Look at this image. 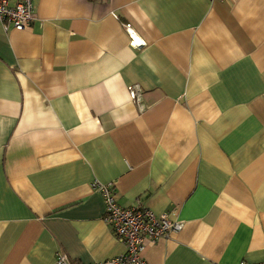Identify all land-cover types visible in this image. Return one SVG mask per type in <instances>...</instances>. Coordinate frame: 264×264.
Here are the masks:
<instances>
[{
	"label": "crops",
	"instance_id": "obj_1",
	"mask_svg": "<svg viewBox=\"0 0 264 264\" xmlns=\"http://www.w3.org/2000/svg\"><path fill=\"white\" fill-rule=\"evenodd\" d=\"M33 6L0 22V264L124 253L94 181L183 223L148 264L264 261V0Z\"/></svg>",
	"mask_w": 264,
	"mask_h": 264
},
{
	"label": "built area",
	"instance_id": "obj_2",
	"mask_svg": "<svg viewBox=\"0 0 264 264\" xmlns=\"http://www.w3.org/2000/svg\"><path fill=\"white\" fill-rule=\"evenodd\" d=\"M35 18L33 0H20L15 6L10 4V0H0V22L6 30L8 25L17 30H25ZM130 34L135 41L136 38L131 30ZM130 94L132 98H136L139 93L136 88H132ZM91 186L100 191L104 197L105 222L115 237L126 244L124 253L91 264H148L144 256L148 241L154 242L161 237L166 238L183 227L181 221L171 220L166 213L157 215L146 207L125 208L121 206L115 198V191L111 184L94 181ZM56 263L83 264L73 261L64 252L57 254ZM240 264H264V261L256 263L242 261Z\"/></svg>",
	"mask_w": 264,
	"mask_h": 264
}]
</instances>
